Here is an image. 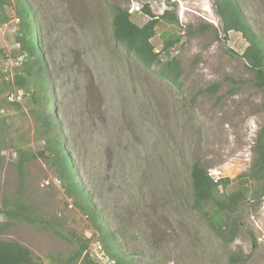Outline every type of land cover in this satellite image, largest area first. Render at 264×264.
<instances>
[{"label": "rangeland", "instance_id": "obj_1", "mask_svg": "<svg viewBox=\"0 0 264 264\" xmlns=\"http://www.w3.org/2000/svg\"><path fill=\"white\" fill-rule=\"evenodd\" d=\"M27 1L49 75V113L102 231L41 157L30 97L20 106L4 102L14 88L8 83L0 87V212L15 209L20 199L40 218L37 226L11 222L3 239L29 248L38 264H62L83 241L89 248L102 243L103 234L133 264H231L233 255L242 258L238 264H264V195L243 203L234 242L209 225L213 205L205 208L208 216L193 208L192 165L200 162L215 179L229 178L230 193L250 172L264 126V95L242 57L247 43L237 33L225 39L212 1ZM237 2L264 45V0ZM145 4L154 16L169 12L177 20L161 19L152 40L162 64L178 61L177 84L158 74L162 65L146 69L113 36L115 9L143 26L150 20ZM5 17L0 76L12 80L19 68L11 64L18 20L11 8ZM7 220L0 213V224Z\"/></svg>", "mask_w": 264, "mask_h": 264}, {"label": "trees", "instance_id": "obj_2", "mask_svg": "<svg viewBox=\"0 0 264 264\" xmlns=\"http://www.w3.org/2000/svg\"><path fill=\"white\" fill-rule=\"evenodd\" d=\"M211 1L215 14L220 20L221 32L225 39L227 40L231 33H237L246 41L247 47L242 57L246 61L248 69L253 73L255 87L264 95V45L262 40L250 25L237 0ZM10 8L18 20L14 43L18 49L16 57L22 58L19 68L14 74V87L25 92L24 100L30 97L31 114L37 125L35 140L44 144L40 155L50 163L66 195L97 225V211L77 181L74 167L64 146V137L49 113L51 107L49 104L51 101L49 75L43 64L40 37L32 8L27 0H0L1 22L6 19L5 13ZM143 11L150 17V20L143 26H139L132 21L131 14L127 10L116 8L112 20L113 36L118 43L123 45L128 54L133 55L146 69L162 65L158 74L177 84L181 76L178 61L173 59L162 64L161 52H156L152 44L161 19L175 21L176 18L169 12H165L162 16H154L147 4L143 6ZM203 29H207V27H203ZM178 41L179 38L168 40L162 52L166 53L168 48ZM0 77V87L7 85L5 77L3 75ZM217 87L218 85H214V89ZM1 105L2 102H0V107ZM11 105L20 106L19 103ZM2 129L3 126L0 128V132ZM254 152L256 160L250 172L237 178L236 187L230 193H226L227 187L231 183L229 178L214 179L200 162L194 163L191 167L193 208L207 215L205 208L208 205H213L216 208V214L207 215L209 225L219 237L226 236L230 242H234L237 238L239 223L235 216L243 203L249 196L252 200H259L264 195V126L259 131ZM1 153L2 140L0 137V170L4 161ZM25 163L21 155L17 164L21 176L24 173ZM21 181L23 182L22 179ZM6 201L2 203V206L8 205ZM10 204H13V200ZM15 205L13 210L6 207L0 212L5 214L8 219L6 223L0 224V264H38L37 257L29 248L16 241L3 239L13 221H21L34 226L39 225V215L31 209L27 202L18 199L15 201ZM97 228L101 230L99 225ZM102 243L105 253H108L113 264H133L123 254L115 251L114 242L109 235L103 234ZM88 250L89 241H83L79 248L62 264H100L91 257ZM241 260L239 255L230 257L231 264H238Z\"/></svg>", "mask_w": 264, "mask_h": 264}, {"label": "built area", "instance_id": "obj_3", "mask_svg": "<svg viewBox=\"0 0 264 264\" xmlns=\"http://www.w3.org/2000/svg\"><path fill=\"white\" fill-rule=\"evenodd\" d=\"M22 58L21 57H17L14 61L11 62V64H20ZM14 78V77H13ZM5 81L9 82L11 84L14 85V80H10L9 77L5 76ZM1 82V80H0ZM25 97V92L21 89H17V88H13L11 89V91H9L6 95V100L9 104H22L23 100ZM4 110H1V113L3 114ZM91 254V257L96 260L97 262H99L100 264L103 263H108L109 264H113V262H111L109 256L105 253L102 243L99 241H96L94 243L93 248H89L88 250Z\"/></svg>", "mask_w": 264, "mask_h": 264}, {"label": "clouds", "instance_id": "obj_4", "mask_svg": "<svg viewBox=\"0 0 264 264\" xmlns=\"http://www.w3.org/2000/svg\"><path fill=\"white\" fill-rule=\"evenodd\" d=\"M137 3L139 2V0H135ZM0 80H1V78H0ZM7 83H9V82H7ZM14 88H17V87H14ZM17 89H19V88H17ZM7 101V100H6ZM11 105V104H10ZM212 176V175H211ZM213 177V176H212ZM214 178V177H213ZM215 179V178H214ZM220 179V178H219ZM217 180V179H216Z\"/></svg>", "mask_w": 264, "mask_h": 264}]
</instances>
